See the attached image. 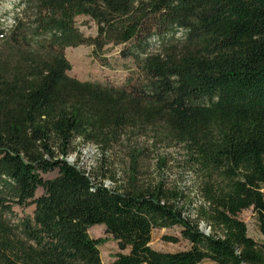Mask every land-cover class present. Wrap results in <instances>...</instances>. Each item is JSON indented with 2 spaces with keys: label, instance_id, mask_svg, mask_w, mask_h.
Masks as SVG:
<instances>
[{
  "label": "trees",
  "instance_id": "obj_1",
  "mask_svg": "<svg viewBox=\"0 0 264 264\" xmlns=\"http://www.w3.org/2000/svg\"><path fill=\"white\" fill-rule=\"evenodd\" d=\"M19 5L32 6L34 23L15 17L0 29V264H103L102 239L88 232L96 224L121 250L109 264H264V0ZM77 16L96 23V36ZM151 39L159 52L147 51ZM109 43H130L123 54L136 59L121 85L67 74L66 47ZM148 126L186 147L195 188L170 181L163 158L146 174L134 148L121 176L67 160L76 140L108 153L124 129ZM29 204L32 215L17 216L14 205ZM249 208L261 241L239 218ZM172 226L190 247L152 248V231Z\"/></svg>",
  "mask_w": 264,
  "mask_h": 264
},
{
  "label": "rangeland",
  "instance_id": "obj_2",
  "mask_svg": "<svg viewBox=\"0 0 264 264\" xmlns=\"http://www.w3.org/2000/svg\"><path fill=\"white\" fill-rule=\"evenodd\" d=\"M15 17L21 19L24 23H34V11L32 6L23 7L19 5V0H0V29L6 31L11 27ZM75 26L84 36H96L97 25L87 16H77ZM3 48L0 41V51ZM131 44H113L105 45L101 50H94L92 45L81 44L74 47H66L64 52L69 60L71 69L67 74L79 80L99 81L110 83L112 85H121L129 76L136 71V59L131 55L123 54L128 51ZM159 42L155 39L149 40L148 52L154 53L160 51ZM161 127L148 126L143 129L127 127L122 132L121 138L114 144L113 148L107 153L103 152L101 147L92 143H83L76 140L78 151L68 156L67 160L71 163H77L79 167L90 173H100L101 166L115 171L122 175L131 162L130 151L134 148L139 151L138 159L146 174L156 171L157 165H161L160 158L166 160L168 170L166 176L170 181L195 188L196 178L191 172L185 170V158L187 156L186 147L169 138L163 136ZM57 171L44 173L45 179L56 176ZM106 185L110 186V180H105ZM43 189L39 187L35 192V197L42 194ZM194 205L199 204L200 198L195 195ZM35 205L21 207L14 205L13 209L17 216L32 215ZM194 217V213H192ZM239 218L246 223L247 233L256 241H261L262 235L258 229L256 213L252 208L245 209L239 213ZM199 227L209 232V228L200 222ZM89 234L93 238L102 239L99 245L100 255L103 264H109L115 259L118 248L117 241L111 234L107 233L103 224H96L89 228ZM164 235L177 236L176 242L167 241ZM150 246L159 251L174 252L190 247L187 240L180 235V227L156 228L152 231ZM128 252V249L122 250ZM204 264H215L210 260H205Z\"/></svg>",
  "mask_w": 264,
  "mask_h": 264
},
{
  "label": "water",
  "instance_id": "obj_3",
  "mask_svg": "<svg viewBox=\"0 0 264 264\" xmlns=\"http://www.w3.org/2000/svg\"><path fill=\"white\" fill-rule=\"evenodd\" d=\"M205 233H207V232H205ZM208 234V233H207Z\"/></svg>",
  "mask_w": 264,
  "mask_h": 264
}]
</instances>
